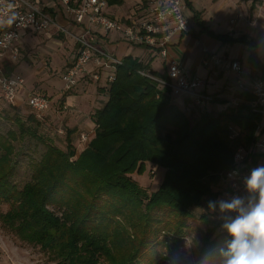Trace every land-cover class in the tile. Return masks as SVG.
<instances>
[{
	"label": "trees",
	"instance_id": "trees-1",
	"mask_svg": "<svg viewBox=\"0 0 264 264\" xmlns=\"http://www.w3.org/2000/svg\"><path fill=\"white\" fill-rule=\"evenodd\" d=\"M199 14L193 19L201 31L222 43L248 44L252 71L264 78L251 39L215 34ZM112 71L113 80L98 87L106 100L90 114L94 129L85 143L80 132L66 127L60 147L37 132L44 115L36 118L29 109L23 119L13 111L19 132L0 131V204L8 206L1 222L53 264H166L161 258L166 248L177 249L196 219L206 226L202 250L226 248L231 237L222 220L213 218L218 211L208 213L203 205L207 199H227L219 174L231 166L234 150L253 138L259 116L248 107L252 95L238 90L237 105L223 101L219 112L197 107L185 112L172 102L167 76L151 69L149 60L127 55ZM9 115L0 110L1 117ZM230 125L239 128L234 140ZM18 134L44 147L38 158H29V179L21 186L12 180ZM147 165L164 171L149 193L137 179ZM199 208L203 213L196 215Z\"/></svg>",
	"mask_w": 264,
	"mask_h": 264
},
{
	"label": "built area",
	"instance_id": "built-area-1",
	"mask_svg": "<svg viewBox=\"0 0 264 264\" xmlns=\"http://www.w3.org/2000/svg\"><path fill=\"white\" fill-rule=\"evenodd\" d=\"M53 1L60 11L81 28L79 34H71L77 44V53L61 73L64 91L77 86L86 75L90 61H94L97 66L112 69L120 63L121 59L104 54L97 44L99 35L116 31L126 42L147 47L166 60L169 84L186 94L192 107H204L212 100L210 95L197 91L198 88H204L205 80L189 75L180 61L168 58V48L175 43L174 39L191 30L183 0H123L127 2L125 12L117 15L111 12L107 0ZM47 2L48 0H0V96L7 104H15L18 89L24 83L20 75H5L3 71L5 64L19 59L21 37L33 32H44L50 26L67 33L56 23L54 11L46 5ZM201 64L214 73L233 75L237 90H247L252 95L248 107L259 116L250 144L238 146L233 152L231 166L219 174L228 199L232 195L245 194L244 178L253 168L264 166V78L256 76L245 83L240 62L216 53L205 52ZM92 78L98 80L99 73L95 71ZM113 78L112 71L105 81L111 82ZM237 103L238 99L233 98L231 104L235 106ZM27 105L36 118H42L49 107V100L44 95L31 94L27 98ZM228 130L232 140L239 134L236 126L230 125ZM87 139L88 132L79 133L81 143H85Z\"/></svg>",
	"mask_w": 264,
	"mask_h": 264
},
{
	"label": "crops",
	"instance_id": "crops-1",
	"mask_svg": "<svg viewBox=\"0 0 264 264\" xmlns=\"http://www.w3.org/2000/svg\"><path fill=\"white\" fill-rule=\"evenodd\" d=\"M183 1L186 4V16L192 19L194 17V13L196 11L199 12L203 25L215 34L228 35L233 39H237L241 36L251 39L255 44V53L261 64L264 66V0H257L254 9H251L252 0H202V2L201 0H197V2H194L193 0ZM46 5L54 11L53 14L56 23L67 31V33L63 32L64 34L77 35L80 33L81 28L74 24L63 11H60V8L55 5L53 0H48ZM126 5L127 2L125 1H122V3L118 5H110L111 12L115 15L124 13ZM186 10H188L189 13H187ZM190 18V32L174 39L175 43L168 48V58L180 61L189 75L198 76L205 80L204 88H198L197 91L210 95L212 100L207 102L204 107L195 108L198 110L203 109L206 111L219 112L223 110L227 104L221 102L227 100L232 101L233 98H235L234 94L238 92L237 86L235 85V78L233 75L226 76L209 71L207 68L202 66V57L205 52L216 53L223 51L222 56L225 55L224 58L229 60H238L240 62L244 72L242 79L245 83H247L251 78L258 76L257 74L252 75L254 73L250 63H246L245 60H243V56L244 58L248 57L251 48L248 44L240 41L222 43L205 31H201L200 26L197 25L196 22H192ZM71 29H77L79 31L73 32ZM54 31L58 30L53 26H50L49 29L46 30L47 33H52ZM97 41L100 50H102L106 55L119 59L129 55L142 61L149 60L151 69L166 75V60L147 47L126 42L116 31H109L106 34L99 35ZM235 46H237L236 51L233 50ZM73 47L77 53V44L75 43ZM156 56L163 65V67L160 66L161 70L157 69L154 64V58ZM16 62L5 64V66H12ZM112 70L113 69L111 67L97 66L94 61H90L87 66L86 75L79 81L77 86L72 89L73 91L67 94L63 93V97H61L64 101L63 108L67 110V122L65 125L68 128H75L76 134L82 131L88 132L89 135L92 133L94 124L90 119V114L93 110L99 108L106 100V98L102 99L100 97V94H103L104 92L98 87L104 86L105 84L107 76L105 77L104 83H100L103 78L104 71H108L107 73L109 74ZM95 71L99 73L98 80L92 79V74ZM257 73L259 74L258 70ZM12 74L14 73L12 72ZM209 78L212 80V83L209 82ZM179 91L180 90L176 88H172V102L178 108L185 103V106L189 111L192 108L191 101L188 96ZM223 92L230 93L231 98H222L221 94ZM91 93L94 96L90 95ZM20 94L21 92L19 88L16 96L17 99L20 98ZM73 95H78L79 98L74 100ZM98 102H100L99 105ZM16 104H18V100L16 101ZM94 104L95 107L93 106Z\"/></svg>",
	"mask_w": 264,
	"mask_h": 264
},
{
	"label": "rangeland",
	"instance_id": "rangeland-1",
	"mask_svg": "<svg viewBox=\"0 0 264 264\" xmlns=\"http://www.w3.org/2000/svg\"><path fill=\"white\" fill-rule=\"evenodd\" d=\"M193 1L197 2V0ZM186 12L189 13L188 10ZM191 20L195 22L193 18ZM71 30L73 32L79 31L77 29ZM20 44L21 54L17 60L18 62L12 66H5L3 71L5 75H12V72L20 75L24 79V85L20 87V98L17 99L16 97L13 108L4 101H2L3 104H0V110H5L10 114L8 119L0 116V131L6 132L8 129L18 131L15 121L13 122L11 119L13 111L16 110L18 112L17 116L24 119L30 112L26 100L27 96L31 94L44 95L49 100V107L44 114L43 120H41L42 123L37 126L36 130L43 136L53 138L58 146L64 147L67 110L63 108L64 101L61 97H63V93H71L73 90L63 91L61 73L76 53L73 47L75 40L73 36L66 35L61 31H54L52 33L44 31L25 34L21 37ZM233 50L236 51L237 46ZM216 54L222 56L223 51L216 52ZM154 59L155 66L161 70L160 66L163 67V65L159 61V58L156 56ZM243 60L249 63L248 59L244 58V56ZM107 72L104 71L103 78L100 81L101 84L104 83L105 77L108 74ZM209 82L212 83L210 78ZM90 95L94 96L92 93ZM100 95L102 99L106 98V94L101 93ZM221 97L230 99L231 95L228 92H223ZM73 98L76 100L79 96L73 95ZM17 100L18 104H16ZM99 104L100 102H98ZM93 106L95 107V104ZM179 109L188 112L185 103ZM14 145L18 151V155H20L17 157L18 162L12 180L21 186L23 182L29 179V168L27 165L29 158H38L44 147L28 135L21 136L20 134H18V140L14 142ZM21 153L24 155H21ZM163 173V169L147 165L146 171L138 175L137 179L141 186L149 193L160 183ZM214 200L217 201V197ZM209 201L213 200L207 199L203 205L208 213L210 211L207 206ZM7 209L8 206L6 204H0V216ZM202 209L199 208L194 213L199 215L203 213ZM212 216L213 218H219L218 213ZM194 223L195 226L189 227V233L181 241L179 247L177 249L166 248V252L163 253L161 258L166 264H223L220 249L202 250L201 232H203L206 226L199 219L194 220ZM213 224L215 223H211V225ZM201 254L203 257L199 258ZM0 264H53V262L39 247L17 238L14 233L3 225L0 219Z\"/></svg>",
	"mask_w": 264,
	"mask_h": 264
},
{
	"label": "clouds",
	"instance_id": "clouds-1",
	"mask_svg": "<svg viewBox=\"0 0 264 264\" xmlns=\"http://www.w3.org/2000/svg\"><path fill=\"white\" fill-rule=\"evenodd\" d=\"M245 194L209 201L219 213L221 228L231 237L221 249L223 264H264V166L244 178Z\"/></svg>",
	"mask_w": 264,
	"mask_h": 264
}]
</instances>
